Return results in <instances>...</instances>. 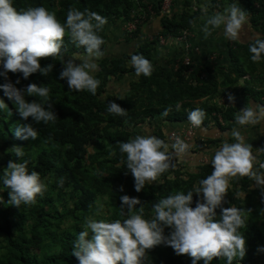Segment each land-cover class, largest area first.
<instances>
[{"label": "trees", "instance_id": "obj_1", "mask_svg": "<svg viewBox=\"0 0 264 264\" xmlns=\"http://www.w3.org/2000/svg\"><path fill=\"white\" fill-rule=\"evenodd\" d=\"M239 1L250 17L251 26L264 39V0ZM13 5L18 11L28 7H45L55 12L62 24L66 22L70 9L82 12L87 9L98 13L107 20L103 29L97 32L104 40L102 52L106 47L105 31L108 25L119 19L130 22L138 15H144L146 22L149 16L146 11L149 4L141 0H13ZM149 8L159 18L158 33L152 35L150 41L139 44L130 54L106 57L103 53L101 58L96 59L98 70L93 75L100 80L96 95L87 90L69 89L67 81L59 78L63 68L59 56L40 61L41 67L53 65L47 76L40 72L27 79L23 78L22 73L8 72L7 78L0 75V85L11 82L22 91L29 84L49 88L52 110L57 116L55 123L47 125L37 123L31 117L25 121L0 88V99L11 112L10 115L7 109L0 110V177L9 161L22 162L27 164L29 172L37 171L41 182L46 185V191L43 196L37 197L35 205L17 207L8 203L10 190L5 189L0 181V264H79L73 255L79 232L86 230L88 219L105 222L126 219L128 210L126 206L121 207V196L139 199L144 207V218L151 220L154 217L153 205L160 199L178 192L187 194L213 171L211 162L199 164L193 170H185L173 163L174 169L165 172L159 181L146 183L144 189L137 192L134 177L127 170L126 154L120 151V144L135 138L138 125L155 116H161L162 121L188 123V113L199 108L206 113L202 124L210 118L211 112L219 113L222 121L231 120L234 110L228 109L229 105L220 111L216 105L195 106L193 103L214 95L219 84L232 86L242 73L233 67L222 73L220 68L193 64L183 66L180 62L175 70L157 67L152 60L153 49L157 45L156 35L165 40L177 38L182 30L191 28L197 10H190V0L184 1L176 14L160 15V0L150 4ZM141 25L129 32L131 39L139 34ZM61 52L64 62L67 58H74V54H86L83 47L74 45L69 35L64 37ZM132 55H142L151 62L154 70L150 77L135 74L131 65ZM3 63V59H0V73L4 72ZM231 69L235 72L232 79L229 78ZM184 72L187 74L184 75ZM201 73L205 79H199ZM219 75L226 84L218 83ZM124 78L129 80L125 89L117 94L109 91L113 83L117 87L123 85ZM17 80L19 83H16ZM262 93L263 90L259 97ZM25 100L38 102L39 98L25 95ZM109 102L117 103L126 110L127 115L121 117L108 113ZM168 108L172 109L168 116H162ZM24 123L32 124L39 132L38 139L24 140L15 135L16 127ZM215 125L220 127L217 122ZM153 136L166 143L160 127L153 132ZM17 147L24 152L23 157L15 155ZM260 148H264V138L258 146ZM256 155L258 162L264 163V151ZM259 163L255 165L256 168ZM250 183L248 177L233 179L223 207L242 208L247 212V226L239 230L246 239V255L240 264H264V251H258L264 249V189H252ZM238 192L241 193L239 197ZM99 199L103 200L107 209L105 216L97 214ZM198 200H202V194L198 196L194 193L190 206L194 208ZM140 206L137 205L135 210ZM248 209L251 211L248 212ZM216 213L218 219L221 210L218 208ZM171 231V228L165 227L164 235L170 236ZM145 264H192V259L188 255H177L173 248L161 244L146 251ZM197 264H204V261ZM209 264H227V260L214 258ZM233 264L237 262L233 261Z\"/></svg>", "mask_w": 264, "mask_h": 264}, {"label": "clouds", "instance_id": "obj_2", "mask_svg": "<svg viewBox=\"0 0 264 264\" xmlns=\"http://www.w3.org/2000/svg\"><path fill=\"white\" fill-rule=\"evenodd\" d=\"M204 11L205 14L200 17L203 23L199 26L204 39L215 30L223 28L224 36L236 41L248 23L247 12L236 3L226 7L223 13L208 16L207 9ZM106 23V18L96 12L70 9L66 22L62 24L55 12H50L45 7H28L18 11L13 0H0V59L4 61V72L0 75L7 78L8 72L22 73L23 78L27 79L40 72L47 76L53 65L41 67L40 61L59 56L63 64L59 78L67 81L69 89L87 90L96 95L100 80L93 75L98 70L94 61L103 56L101 46L104 44L97 32ZM191 23L196 27L195 20ZM66 35L70 36L77 48L83 47L86 51L84 55L74 54V59L82 61L79 65L74 60L66 63L63 61L61 50ZM249 51L252 54L251 60L254 63L260 62L264 57V39L256 38L250 43ZM131 65L137 76L150 77L154 70L151 62L142 55H132ZM0 88L13 102L23 120L27 121L31 117L35 122L45 125L56 122L49 88L29 84L22 91L11 82L0 85ZM25 95L38 97L39 101L27 102ZM229 100H234V97L229 95ZM176 107L178 110L179 105ZM4 109L11 115L8 105L0 99V110ZM171 110L165 109L161 115L166 117ZM107 111L121 117L127 115L126 110L115 102H109ZM205 116L206 113L197 108L188 113V120L192 126L200 127ZM261 120H264V107L259 105L255 108L248 105L235 116V121L240 126L256 125ZM15 135L24 140H36L39 132L32 124L24 123L16 127ZM230 136L236 142L225 141L215 151L210 161L213 169L211 174L200 180L199 186L187 194L178 192L160 199L153 205L154 217L151 220L144 218L141 201L127 195L120 197L121 207L126 206L128 210L127 218L123 221L88 219L85 223L86 230L79 232L74 242L73 255L79 260V264H145L146 251L161 244L173 248L177 255H188L192 264L201 260L204 264H209L214 258H226L227 264H233V261L240 264L246 255V239L239 230L247 226V212L242 208H225L223 203L233 179L248 177L258 187H264V163L258 162L252 145L244 143L239 130L233 129ZM170 147L176 157L182 158L190 146L179 138L170 146L150 135H137L120 144V151L126 154L127 170L134 177L137 192L143 190L146 183L159 181L165 172L175 168L169 153ZM259 151H264V148L257 149ZM15 155L23 157L24 152L17 147ZM257 163L258 168L255 167ZM0 181L5 189L10 190L8 203L17 207L35 205L37 197L43 196L46 191L39 173L35 170L29 172L27 164L22 162L9 161ZM60 184L62 186L63 178ZM194 193L198 196L202 194V200H198L193 208L190 205L193 203ZM240 195L238 192L237 197ZM137 205L141 206L135 210ZM218 208L221 214L217 219ZM165 227L172 229L168 237L164 235Z\"/></svg>", "mask_w": 264, "mask_h": 264}, {"label": "crops", "instance_id": "obj_3", "mask_svg": "<svg viewBox=\"0 0 264 264\" xmlns=\"http://www.w3.org/2000/svg\"><path fill=\"white\" fill-rule=\"evenodd\" d=\"M141 1L146 5L149 4L147 5V8H149L150 4H156L158 0ZM184 1L186 0H171L169 13H179ZM232 3L242 7V3L239 0H190V6L193 5L197 9V16L194 19L196 27L192 24L191 33L187 40L185 42L166 41L162 45L157 44L153 49L152 60L157 67L167 69L174 60L187 58L198 67L207 65L213 69L220 68L222 73H225L227 68L232 67L237 69V72L242 71L236 83L232 86L219 84L214 95L193 103L195 106L212 107L217 104L221 95L230 92L234 100L229 101L228 109H233L234 111L232 119L223 121L222 125L218 124L220 127L215 125L214 112H211L210 118L196 130L195 136L188 144L190 146L188 152L182 158L176 157L174 150L171 147L169 148V153L172 155V163L182 166L185 170H193L199 164L210 162L215 151L221 147L223 142L235 143V139L230 136L233 129L240 131L245 144L252 145L254 155L257 154L261 139L264 138V120H261L256 125L245 126H240L235 121L237 113L248 105H252L254 108L257 105L264 107L260 104L259 99V94L264 89V57H262L260 62L254 63L251 60L252 54L249 51L250 43H253L256 38H260V33L251 26L248 14V23L244 26L239 39L236 41L227 39L224 36L223 28L215 30L207 39L203 38V33L199 30V26L203 23L200 17L205 14V9H207V15L211 16L216 13H223L224 9ZM128 23L129 21L127 22V20L119 19L106 28V47L103 52L106 57L130 54L139 44L147 41L146 38L148 36L157 34L159 31V18L154 14L148 16L147 21L140 26L139 34L132 39L127 31L126 25ZM231 55H233V59H231ZM234 58H237L235 60L238 62L233 61ZM234 76L235 72L231 69L229 78L232 79ZM123 81L124 84L120 86L118 92L117 88L119 87L113 86L112 88V84L109 91L117 94L122 89H125V84L129 80L124 78ZM219 82L226 84L221 75L218 76ZM185 125L186 123L184 122L162 121L161 116H155L147 120V122L145 121L138 125L136 131L138 135L153 136V132L160 127L165 135L166 143L171 146L167 133L172 130H180ZM250 185L252 189H264V187H258L256 182L252 180Z\"/></svg>", "mask_w": 264, "mask_h": 264}, {"label": "built area", "instance_id": "obj_4", "mask_svg": "<svg viewBox=\"0 0 264 264\" xmlns=\"http://www.w3.org/2000/svg\"><path fill=\"white\" fill-rule=\"evenodd\" d=\"M170 6H171V0H160V8H159V14L160 15H166V14H170ZM190 10H192L193 12L196 11V7L195 6H190ZM148 12L149 15H152L153 12L150 10V8H147L146 10ZM146 20V17L144 15H138L136 16L132 21H130L126 27H127V31L131 32L134 31L135 28L137 27V25L143 24ZM190 29H185L182 30L180 35L177 38H169V39H164L161 36L156 35L157 37V44L158 45H162L163 43H165L166 41H179V42H185L187 40V38L190 36ZM152 39V35L148 36L146 38V40L150 41ZM179 62L183 65V66H189L191 64H193L189 59L187 58H183V59H177L174 60V62L171 64V66H169L170 68H172L173 70H175L179 64ZM194 65V64H193ZM187 72H184V75H186ZM199 79H205V75L203 73H201L199 75ZM229 95H231L230 92H227L223 95H221L219 97V101L217 102V106L220 107L219 109L225 110L227 108V106L229 105ZM260 102L262 105H264V89H263V93L260 96ZM213 116L215 117V120L217 122V124L222 125L223 121L220 117V114H216L214 113ZM199 127H194L191 125L190 122L186 123V125L181 128L180 130H172L169 131L167 133V138L168 141L171 144H174L176 142V139L179 138L182 141H184L186 144H189L190 141L192 140V138L195 136L196 130Z\"/></svg>", "mask_w": 264, "mask_h": 264}, {"label": "rangeland", "instance_id": "obj_5", "mask_svg": "<svg viewBox=\"0 0 264 264\" xmlns=\"http://www.w3.org/2000/svg\"><path fill=\"white\" fill-rule=\"evenodd\" d=\"M107 27H108V26H107ZM107 27H106V28H107ZM69 60H74V63H76L77 65L80 64L79 60H78V59H74V58H69V59L67 58V59H65V63H66L67 61H69ZM94 62H95V61H94ZM95 63H96V62H95ZM113 86L116 87L115 84H113ZM119 89H120V87L117 89V92L119 91ZM0 207H1V204H0ZM97 207L99 208V211L97 212L98 216H105L107 209H106V207H105L104 204H103V200H101V199L98 200V202H97Z\"/></svg>", "mask_w": 264, "mask_h": 264}]
</instances>
